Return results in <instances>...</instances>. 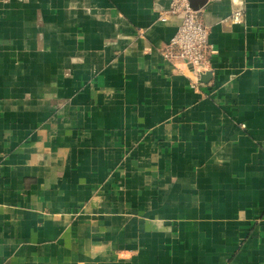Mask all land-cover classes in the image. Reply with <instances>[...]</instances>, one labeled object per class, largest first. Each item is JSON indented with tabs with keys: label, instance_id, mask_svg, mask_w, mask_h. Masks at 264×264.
Listing matches in <instances>:
<instances>
[{
	"label": "crops",
	"instance_id": "1",
	"mask_svg": "<svg viewBox=\"0 0 264 264\" xmlns=\"http://www.w3.org/2000/svg\"><path fill=\"white\" fill-rule=\"evenodd\" d=\"M169 3L0 0V264H264V0Z\"/></svg>",
	"mask_w": 264,
	"mask_h": 264
},
{
	"label": "built area",
	"instance_id": "2",
	"mask_svg": "<svg viewBox=\"0 0 264 264\" xmlns=\"http://www.w3.org/2000/svg\"><path fill=\"white\" fill-rule=\"evenodd\" d=\"M180 16V22L171 40L160 49V55L170 62L186 66L195 87L200 76L211 71V57L216 51L208 41L209 30L204 23L202 9H193L189 0H170L168 9L158 17L165 22L168 17ZM241 12L236 11L232 20L240 22Z\"/></svg>",
	"mask_w": 264,
	"mask_h": 264
},
{
	"label": "water",
	"instance_id": "3",
	"mask_svg": "<svg viewBox=\"0 0 264 264\" xmlns=\"http://www.w3.org/2000/svg\"><path fill=\"white\" fill-rule=\"evenodd\" d=\"M189 1H190V4H191V7L193 9H195V10H197V9H199V7L201 8V7H203V6H205V5H207L209 3V0H189ZM195 2L200 3L201 6H194ZM208 76H210V72L200 76L198 82L199 83H203Z\"/></svg>",
	"mask_w": 264,
	"mask_h": 264
}]
</instances>
